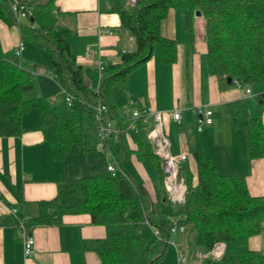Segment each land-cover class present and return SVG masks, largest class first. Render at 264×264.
Instances as JSON below:
<instances>
[{"label": "trees", "instance_id": "16d2710c", "mask_svg": "<svg viewBox=\"0 0 264 264\" xmlns=\"http://www.w3.org/2000/svg\"><path fill=\"white\" fill-rule=\"evenodd\" d=\"M17 1L31 11V16L17 25L21 39L49 54L52 77L58 90L71 98V104L59 115L43 98L25 99L24 94L33 89V76L0 45V137L20 135L21 116L37 109L40 122L36 129L58 162L73 144H79L84 153L96 148L94 108L103 104L115 114L114 90L125 96L128 74L149 61L155 49L162 63L175 61L177 42L160 34V25L171 9L185 11L183 28L190 33L195 11L202 13L207 73L220 89L233 82L246 88L264 84V0H136L131 8H113L111 12L120 20L115 31L132 38L133 48L119 49L118 62L103 65L96 91L83 81L82 67L68 41L69 31L56 25L53 18L46 28H34L30 22L49 9L51 0L43 5ZM0 21L15 26L10 0H0ZM258 98L263 110L264 94ZM227 115L234 128L246 132L248 159L264 158L261 115L251 117L241 100L227 105ZM144 118L143 114L137 119L133 129H127L128 121L116 125L122 132L115 140H106L105 147L119 165L134 155L151 169L153 196L126 172L62 180L56 183L53 199L37 202V215L25 221L26 228L58 225L64 215L87 214L92 225L105 229V238L94 242L100 264H159L170 230L190 226L195 232L193 246L202 251L201 264H264V254L248 247L249 238L258 234L264 221V196L249 194L245 175L219 173L197 145L190 151L196 168L195 184L187 168L184 175L179 169L185 193L182 204L173 205L164 186L163 161L143 137ZM88 132L94 140L90 145ZM11 224L17 227V221ZM150 228L158 230L157 239ZM216 244L222 248L218 257L211 254Z\"/></svg>", "mask_w": 264, "mask_h": 264}, {"label": "crops", "instance_id": "0c3cea01", "mask_svg": "<svg viewBox=\"0 0 264 264\" xmlns=\"http://www.w3.org/2000/svg\"><path fill=\"white\" fill-rule=\"evenodd\" d=\"M46 1L30 0L41 5ZM131 1L51 0L49 9L43 11L48 13L50 23L53 18L56 25L69 31L68 41L77 64L82 67L83 81L92 91H96L100 84L98 65L116 63L119 49L124 52L133 48L132 38L115 31L120 20L116 13L111 12L113 8H131ZM184 15V10L171 9L160 25V34L177 42L175 61L162 63L155 49L149 61L130 72L125 96L117 90L113 92L115 114L111 113L112 119L117 126L129 122L132 110L137 107L161 112L170 152L186 156V161L180 166L183 175L186 168L194 175L195 163L190 162L189 157L190 151L198 145L219 173L245 175L249 194L252 197L264 196V158L248 159L246 132L234 128L227 115V105L241 100L251 117L261 115L264 125V109L261 110L262 103L258 98L264 94V84L257 86L258 93L250 87L237 88L234 84L220 89L207 73L202 13L200 17L193 15L191 33L183 28ZM46 26L42 22L40 28ZM19 43L22 47L17 57L14 52ZM0 45L4 52L17 57L19 65L24 68L23 63L26 62L22 53L28 52V49L24 48L17 26L8 27L0 21ZM39 55V63L46 68L37 65L31 71L25 68L33 76V89L30 91L36 92V95L32 98H43L52 89L63 97L52 74L51 79L46 76L51 73V64ZM25 56L28 57L29 53ZM245 89H249L250 93L245 94ZM52 100H56L54 95L50 98ZM198 106L212 112V124L203 126L200 132L195 128L198 120L195 108ZM125 107H129L130 113L123 112L119 116L118 109ZM173 110L180 111L179 123L170 116ZM39 122V111L32 109L21 116L20 135L0 137V264H100L94 242L105 238V229L92 225L87 214L64 215L58 225L31 228L29 232L35 250L27 259L23 257L21 237L11 221L34 218L38 212L37 202L53 199L59 181L104 173L107 166L115 163L116 169L130 174L153 196L154 173L138 162L134 155L117 164L110 151L98 144L87 153L79 144H73L64 160L58 162L52 158L48 143L36 129ZM143 123L145 127L142 131L146 132V140L150 142L155 123L151 116L145 117ZM130 147L133 146L130 144ZM179 180L183 182V178ZM12 209L15 210L14 215L10 214ZM183 228V232L176 231L168 236L167 243L170 241L171 248H166L159 264H201L197 254L201 255L202 251L193 246L195 232L190 226ZM248 247L264 254V221L258 234L249 238ZM182 248L186 251L184 256ZM178 255L185 257L183 263L178 261ZM187 255L191 256L189 260L196 259V262H189Z\"/></svg>", "mask_w": 264, "mask_h": 264}, {"label": "built area", "instance_id": "2783aa9c", "mask_svg": "<svg viewBox=\"0 0 264 264\" xmlns=\"http://www.w3.org/2000/svg\"><path fill=\"white\" fill-rule=\"evenodd\" d=\"M136 0H132L131 2L134 4ZM10 10L15 20V26L19 25L22 21H25L28 17L31 16V11L26 9L23 5H20L17 0H10ZM22 43L18 44L14 54L19 57L21 51ZM104 66L99 64L98 65V73H99V81H101V72L103 71ZM233 84L240 88L241 84L238 82H233ZM64 97V101L67 103L68 106L71 104V98L68 95L60 90ZM245 94H249V89H245ZM195 113L198 115V126L197 132H200L203 126H210L212 124V112L210 109L202 106H198L195 108ZM151 116L154 123H155V132L151 135L150 143L152 148L154 149L155 153L162 159L163 161V171L165 173L164 178V186L167 192L168 199L173 205H180L183 202L184 193H185V186L179 180L178 172L182 163L186 161L185 155H174L170 152V143L167 137L164 135L163 126H162V117L161 112L152 111L149 109H144L142 112L138 109H133L127 129H133L136 126V120L141 118L142 115ZM170 116L172 120L176 123L180 122L181 115L179 110H173L170 112ZM145 119V118H144ZM94 124L96 127V137L98 139V146L103 148L105 146L106 140L110 138H117L122 129L120 127H116L112 115L106 105L99 104L94 108ZM115 163L110 164L107 166L106 171L108 174L112 176H119L123 175L121 169H116ZM10 214L14 215L15 210H10ZM16 230L21 237L22 243V253L25 259L29 258L34 254V240L31 237L29 230L26 228L25 219L17 220V227ZM183 226L180 227H173L170 230V234L175 233L176 231L183 232ZM150 232L153 238H158V230L154 228H150ZM222 248L219 244H216L211 254L215 257L221 255ZM199 258H201L200 254H197ZM185 257L182 255H178V261L183 263Z\"/></svg>", "mask_w": 264, "mask_h": 264}, {"label": "rangeland", "instance_id": "374dc122", "mask_svg": "<svg viewBox=\"0 0 264 264\" xmlns=\"http://www.w3.org/2000/svg\"><path fill=\"white\" fill-rule=\"evenodd\" d=\"M36 18H37V20L34 22V24H33V27L34 28H40V25H41V23L43 22H45V24L47 25V26H49L50 25V22H49V15H48V13L47 12H42V13H40L39 15H37L36 16ZM46 26V27H47ZM23 41V45H24V48L25 49H28V52H26L25 53V51H24V53H22V59L26 62L25 64L23 63V65H24V69L26 68V69H28V70H32L33 69V66L34 65H37V67L38 66H40V67H43V68H46L44 65H42L41 63H39V61H40V55L39 54H41V56L43 57V58H45L46 60H47V63L48 64H51V62H50V57H49V54L47 53V52H45V51H43V50H41V49H38V48H36V47H34L31 43H29V42H26V41H24V40H22ZM39 52V53H38ZM27 53H29V56L28 57H26L25 55L27 54ZM26 57V58H25ZM27 59V60H26ZM38 61V62H37ZM48 69L50 70V67H48ZM47 77H49L50 79H51V73H48V75H46ZM36 80L38 79L37 77H34ZM53 78V77H52ZM258 85H255V86H252V87H250L252 90H253V92L254 93H258V87H257ZM54 89H52V90H48L49 92H47V94L48 93H50V94H46L45 96H42L43 97V99L48 103V105H49V108L50 109H53L54 111H55V113H57V114H61L62 112H65V111H67L68 109H69V106L65 103V101H64V99H63V97L60 95V94H57V93H55L54 91H53ZM56 94V95H55ZM34 95H36V92H32V91H28V92H26L25 94H24V97H25V99H27V98H32V97H34ZM52 95V96H51ZM53 95L55 96V99L56 100H52V101H50V98L51 97H53ZM123 112H125V113H130V110H129V107H125V108H120V109H118V114H119V116H121L122 115V113ZM197 126H198V123H197V125L195 126V128L197 129ZM142 134H143V137L146 139V132L145 131H142ZM196 134H199V133H196ZM87 141H88V145H90L94 140H93V137L91 136V133L90 132H88V138H87ZM189 161L190 162H193V159L191 158V157H189ZM195 174H196V170L194 169V175H193V180H192V183L193 184H195V181H196V179H195ZM183 185H184V180H183ZM185 186V185H184ZM166 248H171V245H170V241H168V245H167V247ZM181 251H182V255L184 256V254H186V251H185V249L184 248H182V249H180ZM187 257H188V260H189V258L191 257V256H188L187 255ZM192 260L193 259H190L189 260V262H192ZM196 260V259H195ZM195 260H193V262H196ZM198 260V259H197Z\"/></svg>", "mask_w": 264, "mask_h": 264}, {"label": "water", "instance_id": "95a60500", "mask_svg": "<svg viewBox=\"0 0 264 264\" xmlns=\"http://www.w3.org/2000/svg\"><path fill=\"white\" fill-rule=\"evenodd\" d=\"M194 16H196V17H200V16H201V12L198 11V10L195 11ZM30 22H32V20H31ZM227 82H228V83L230 82V79H229V78H227Z\"/></svg>", "mask_w": 264, "mask_h": 264}]
</instances>
